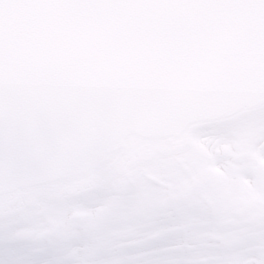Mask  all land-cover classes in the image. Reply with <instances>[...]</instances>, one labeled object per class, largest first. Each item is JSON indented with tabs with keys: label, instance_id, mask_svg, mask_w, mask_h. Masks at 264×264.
<instances>
[{
	"label": "water",
	"instance_id": "water-1",
	"mask_svg": "<svg viewBox=\"0 0 264 264\" xmlns=\"http://www.w3.org/2000/svg\"><path fill=\"white\" fill-rule=\"evenodd\" d=\"M192 1L0 0V219L95 188L132 162L135 152L104 151L152 89L154 50L192 37L177 14Z\"/></svg>",
	"mask_w": 264,
	"mask_h": 264
},
{
	"label": "rangeland",
	"instance_id": "rangeland-1",
	"mask_svg": "<svg viewBox=\"0 0 264 264\" xmlns=\"http://www.w3.org/2000/svg\"><path fill=\"white\" fill-rule=\"evenodd\" d=\"M249 126L251 125L246 124V126H243L242 128H248ZM247 149H249V147ZM196 154H197V151H196ZM196 154L189 159L188 163L190 162L189 163L190 165L192 163L191 161L192 158L193 157L196 158ZM206 165H209V163L205 161L204 164H202V166L208 170H212L211 168H208V166ZM182 166L183 164L181 163V164H176V165L168 164L166 166L157 167L154 170H151L148 172L149 179L143 176H140V178L137 177L132 182L125 183L120 188H117L115 192L112 191L107 194L106 193L101 194L89 200L77 202L74 204H69V205L62 206V207H54L51 209L48 208L46 209L48 211L46 213L55 214V213H59V211L75 212L79 209L85 210L86 208H97V207L105 206L107 204L109 206H112V204L116 205L118 203V200H119L118 198L120 196L125 199V203L127 204L125 207L127 209L128 208L132 210L142 209L144 212H147V208L150 203H154L155 201H157L158 204H161L166 199L167 196L169 197L170 180L174 182V179L170 177V173H172V171L176 175L178 174V172L181 173L180 170L183 169ZM242 167H246V164H243ZM223 169L227 171L226 175L224 176H228V174L230 173L229 169L227 167ZM175 188L176 186L174 187V189ZM140 192H143V194ZM153 199L155 200L153 201ZM263 201L264 199H262V202ZM33 214L28 215V216L32 219L36 217V215H33ZM214 222L216 223L217 226L220 225V220L218 217L214 219ZM135 223L137 224V222ZM4 227H7V226H2V228H0L1 231L6 230V228ZM156 228L157 227L155 225L150 226L148 235L152 234ZM205 235L206 237H203L201 235L202 240L204 239L209 240L210 237L207 236L208 233H205ZM77 245L78 243L76 242L73 250L76 249ZM34 246L35 245H33L32 247ZM23 251H21V254L18 251L14 253L12 248H10L8 253L4 251L5 255L0 254V264H25L27 256L30 257L31 255H27L26 252L22 253Z\"/></svg>",
	"mask_w": 264,
	"mask_h": 264
},
{
	"label": "bare ground",
	"instance_id": "bare-ground-1",
	"mask_svg": "<svg viewBox=\"0 0 264 264\" xmlns=\"http://www.w3.org/2000/svg\"><path fill=\"white\" fill-rule=\"evenodd\" d=\"M197 136H200V134L199 133L196 134L195 138ZM191 152H192V148L188 149L186 153H184V154H182V155H180L178 157H174V158H171V159L166 160V161H157L153 165H151L150 167H147V168H135L133 171H131L129 173H126L123 177H121L118 181L112 183L111 185L106 186L105 188H103V189H101V190H99V191H97V192H95L93 194L84 196V197H76V198H72V199H62V200L55 201V202H47L45 199H40L37 202V205L34 207V209L23 211L19 215H16V216L11 217L9 219L1 220L0 221V226H5V225H9L11 223L19 222L22 218L25 217V215H27L29 213L39 212L43 208L62 207V206H66V205H69V204H72V203H75V202H79V201L84 200V199H88V198L97 196V195H99L101 193L108 192V191L112 190L113 188H115L116 186H118L122 181L128 180L130 177L134 176L135 174H137L139 172H144L146 170H150V168H153V167L164 166V165H168V164H171V163H179L180 161H183L186 158H188L190 156Z\"/></svg>",
	"mask_w": 264,
	"mask_h": 264
},
{
	"label": "flooded vegetation",
	"instance_id": "flooded-vegetation-1",
	"mask_svg": "<svg viewBox=\"0 0 264 264\" xmlns=\"http://www.w3.org/2000/svg\"><path fill=\"white\" fill-rule=\"evenodd\" d=\"M30 230L33 232V237H35V235H36V233H37V231H38V229H36V228H30ZM262 237H263V245H264V231H263V234H262ZM263 249H264V246H263ZM34 252V254H38L39 253V251H40V249H38V248H33V250H26V252ZM264 251V250H263ZM33 259H35V257H33Z\"/></svg>",
	"mask_w": 264,
	"mask_h": 264
}]
</instances>
